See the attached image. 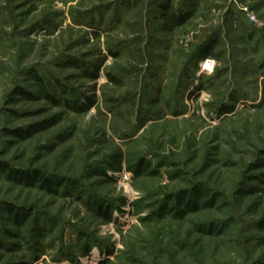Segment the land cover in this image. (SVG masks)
<instances>
[{
    "label": "rangeland",
    "instance_id": "rangeland-1",
    "mask_svg": "<svg viewBox=\"0 0 264 264\" xmlns=\"http://www.w3.org/2000/svg\"><path fill=\"white\" fill-rule=\"evenodd\" d=\"M0 264H264V0H0Z\"/></svg>",
    "mask_w": 264,
    "mask_h": 264
},
{
    "label": "built area",
    "instance_id": "built-area-1",
    "mask_svg": "<svg viewBox=\"0 0 264 264\" xmlns=\"http://www.w3.org/2000/svg\"><path fill=\"white\" fill-rule=\"evenodd\" d=\"M251 19L254 20V16H251ZM202 64L204 65V67L202 66ZM213 65H214V61L210 58V57H207L205 58V60L202 61V63L200 64V68H206V69H211L213 68Z\"/></svg>",
    "mask_w": 264,
    "mask_h": 264
},
{
    "label": "trees",
    "instance_id": "trees-1",
    "mask_svg": "<svg viewBox=\"0 0 264 264\" xmlns=\"http://www.w3.org/2000/svg\"><path fill=\"white\" fill-rule=\"evenodd\" d=\"M161 6H162V8H163L165 11H167V9H166V7H167V2H166L165 4H162ZM208 51H209V48H208V47H205V49H204V54H203V55H207V54H209ZM228 110H229V108H225V109L223 110V112H228Z\"/></svg>",
    "mask_w": 264,
    "mask_h": 264
},
{
    "label": "bare ground",
    "instance_id": "bare-ground-1",
    "mask_svg": "<svg viewBox=\"0 0 264 264\" xmlns=\"http://www.w3.org/2000/svg\"><path fill=\"white\" fill-rule=\"evenodd\" d=\"M204 67V66H203Z\"/></svg>",
    "mask_w": 264,
    "mask_h": 264
}]
</instances>
